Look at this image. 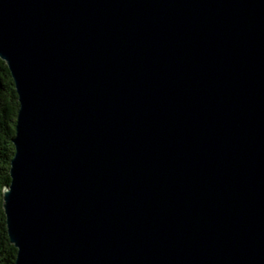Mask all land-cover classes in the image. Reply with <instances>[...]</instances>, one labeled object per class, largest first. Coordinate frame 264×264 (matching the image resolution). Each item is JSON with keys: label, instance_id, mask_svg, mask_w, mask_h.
<instances>
[{"label": "water", "instance_id": "obj_1", "mask_svg": "<svg viewBox=\"0 0 264 264\" xmlns=\"http://www.w3.org/2000/svg\"><path fill=\"white\" fill-rule=\"evenodd\" d=\"M0 60L15 264H264V0H0Z\"/></svg>", "mask_w": 264, "mask_h": 264}, {"label": "trees", "instance_id": "obj_2", "mask_svg": "<svg viewBox=\"0 0 264 264\" xmlns=\"http://www.w3.org/2000/svg\"><path fill=\"white\" fill-rule=\"evenodd\" d=\"M12 74L0 60V264H15L17 250L8 236L3 208V190L11 184V162L15 157V135L20 109Z\"/></svg>", "mask_w": 264, "mask_h": 264}]
</instances>
